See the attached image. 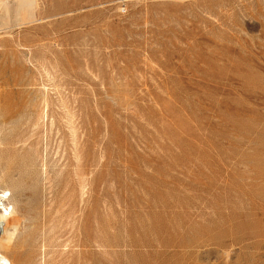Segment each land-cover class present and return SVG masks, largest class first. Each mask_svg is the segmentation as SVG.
Returning a JSON list of instances; mask_svg holds the SVG:
<instances>
[{"label":"rangeland","instance_id":"1","mask_svg":"<svg viewBox=\"0 0 264 264\" xmlns=\"http://www.w3.org/2000/svg\"><path fill=\"white\" fill-rule=\"evenodd\" d=\"M0 196L10 264H264V0H0Z\"/></svg>","mask_w":264,"mask_h":264},{"label":"bare ground","instance_id":"2","mask_svg":"<svg viewBox=\"0 0 264 264\" xmlns=\"http://www.w3.org/2000/svg\"><path fill=\"white\" fill-rule=\"evenodd\" d=\"M4 193V192H3ZM3 197L2 196H0V201H1V199H2ZM8 210H7V208L6 207H3V212H7ZM0 217H2V216H0ZM26 219V218H25ZM24 221V220H23ZM33 226V225H32ZM20 228V227H19ZM31 229V228H30ZM35 229V228H34ZM34 231V230H33ZM36 231V230H35ZM26 233V232H25ZM27 239V238H26ZM20 241V240H19ZM3 242V241H2ZM1 242V243H2ZM28 242V241H27ZM14 245V244H13ZM1 246L6 250V252L7 253H10L12 250V247L13 246H10V244L9 245H4V243H2L1 244ZM22 246V245H21ZM14 248V247H13ZM21 250V249H20ZM17 251H18V248H17ZM16 253V252H15ZM4 262H7L8 264H10L9 263V260H8V258H7V256L5 255V254H0V264H4Z\"/></svg>","mask_w":264,"mask_h":264}]
</instances>
